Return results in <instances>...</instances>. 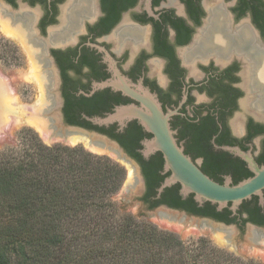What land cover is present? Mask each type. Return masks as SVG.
<instances>
[{
  "label": "flooded vegetation",
  "instance_id": "flooded-vegetation-1",
  "mask_svg": "<svg viewBox=\"0 0 264 264\" xmlns=\"http://www.w3.org/2000/svg\"><path fill=\"white\" fill-rule=\"evenodd\" d=\"M0 24V34L26 46L45 89L55 92L50 107L61 103L65 123L115 141L135 160L145 179L144 205L241 231L264 227L247 211L261 207L258 196L236 213L216 207L230 223L203 213L207 203L195 198L200 213L171 207L173 190L158 196L145 176V164L162 156L142 154L153 135L137 119L124 127L93 122L140 105L116 86L102 87L121 83L116 69L132 88L156 97L178 143L212 179L236 185L253 176L246 161L223 148L238 147L264 165V0H0ZM126 141H137L135 156ZM166 175L160 168L158 183ZM179 195L190 199L181 189Z\"/></svg>",
  "mask_w": 264,
  "mask_h": 264
},
{
  "label": "trees",
  "instance_id": "trees-1",
  "mask_svg": "<svg viewBox=\"0 0 264 264\" xmlns=\"http://www.w3.org/2000/svg\"><path fill=\"white\" fill-rule=\"evenodd\" d=\"M136 143H123L133 156ZM163 167L161 155L145 164L155 194L169 176L158 183ZM126 175L107 156L78 146L46 145L28 132L22 148L0 153V264H255L212 247L206 239L187 245L174 233L130 215L118 216L113 196ZM169 189L171 207L200 213L193 194L182 202L181 186ZM206 203L203 213L233 222ZM261 207L247 210L255 223H264Z\"/></svg>",
  "mask_w": 264,
  "mask_h": 264
},
{
  "label": "rangeland",
  "instance_id": "rangeland-1",
  "mask_svg": "<svg viewBox=\"0 0 264 264\" xmlns=\"http://www.w3.org/2000/svg\"><path fill=\"white\" fill-rule=\"evenodd\" d=\"M33 61L34 60L29 57L26 51V46L21 48L13 39L0 34V72L8 80L14 98L13 102H16L18 107H35L41 104L42 100L47 104V102L52 101L50 94L55 93L49 92L50 88L45 89L43 84L39 85L36 82V77L40 78L38 73L42 71L36 70ZM41 75L43 79H45V76L43 74ZM42 87L45 89L44 93L42 92ZM55 112L57 111L54 107H50V111L46 109L44 118L52 121ZM8 115V128L5 132H2V137L0 138L1 154L18 151L22 148L24 136L28 132H33L37 134L46 145L63 144L70 147L78 146L83 147L86 151L94 155L107 156L124 167L127 173L125 182L120 191L113 196V201L119 209L118 216L121 214L130 215L139 221L147 222L157 227L160 231L174 233L187 245L197 239L203 238L210 242L212 247L225 250L236 258H243L255 264H264V241L259 243V245L254 244L253 241L246 238L247 229L241 231L234 225H228V227L232 229L228 231L224 228L222 229L220 224L216 222H202L203 219L199 217L186 216L175 210L163 208L150 209L144 205L141 202V183L136 187L133 181H129V170L127 167L130 165L127 162L112 156L109 152L93 150L81 141H70L73 138L89 137V135L74 131L72 133H67L68 136L64 137L58 136L57 134L59 133L52 132L50 136L48 135L50 138H47L34 125L25 122L33 117L34 114L31 110H26L21 113L20 108H11ZM61 128L65 130L62 125ZM60 134L65 135V133ZM98 147L100 148L102 146ZM133 170L135 169L132 167V171Z\"/></svg>",
  "mask_w": 264,
  "mask_h": 264
},
{
  "label": "water",
  "instance_id": "water-1",
  "mask_svg": "<svg viewBox=\"0 0 264 264\" xmlns=\"http://www.w3.org/2000/svg\"><path fill=\"white\" fill-rule=\"evenodd\" d=\"M115 73L118 75L121 83L105 82L102 84V87L116 86L117 89H122L125 94L137 100L140 105L131 104L119 107L106 119H94L93 122L99 126L118 122L124 127L127 122L137 119L144 127L145 131L153 135L151 139L143 141L144 149L142 150V154L145 159H148L151 155L160 152L164 159V174L169 173V176L165 178L158 188V196L167 188L179 184L181 186V194L184 198L193 194L195 200L200 205H203L205 202H210L216 205L219 211L230 207L231 210L236 213L239 207L253 196L260 197V203L264 205V165H259L250 152L246 153L238 147H224L223 150L232 152L246 161L249 169L254 175L237 185H232L231 180L224 184L218 183L207 175L193 158L186 154L184 147L178 143L174 136V131L170 126V115L164 113L156 97L143 88H140L142 91V93H140L132 88L116 69ZM56 110L58 112L60 124L65 130L83 132L89 136L98 138L102 142L98 144L99 146L103 147L104 143H107L113 147V150L119 154L121 160L133 166L137 172L138 180L141 183V189L144 188L145 179L140 167L118 143L96 133H89L66 124L61 112V103L60 105L58 104ZM57 135L64 137L68 136L67 134L63 135L60 133ZM161 208L171 210L164 206ZM182 214L187 216L185 213ZM202 219V222H216L220 224L222 229L224 228L228 231L232 230L227 224L209 218ZM262 232L264 233V227L248 224L246 238L253 241L254 244L259 245V243L264 241V236L256 235L257 238H254V234Z\"/></svg>",
  "mask_w": 264,
  "mask_h": 264
},
{
  "label": "bare ground",
  "instance_id": "bare-ground-1",
  "mask_svg": "<svg viewBox=\"0 0 264 264\" xmlns=\"http://www.w3.org/2000/svg\"><path fill=\"white\" fill-rule=\"evenodd\" d=\"M218 27H219V25L217 26V28ZM4 30H5L4 24H0V31H4ZM36 82L39 85L40 84H43L41 82V79L39 77H36ZM43 86H44V84H43ZM42 88L44 89V87H42ZM43 89H42V92L44 93L45 89L44 90ZM13 100H14V98L12 96V91H11V89L9 87L8 80L0 72V138L2 137V132H5L6 129L8 128V125H7V121L9 119L8 112H9V110H11V108H16V109H19L20 108V112L21 113H23L26 110H31V112L34 115H33V117L31 119H28L25 122L34 125L47 138L51 135L52 132L53 133H65V135L67 134V132H69V133L72 132V131L63 130L61 128V125H60V121H59L57 112H55L56 114L54 113L53 120L52 121H49L48 119H45L44 118L45 110L47 109V110L50 111V105H51L50 102H47V104H46L42 100V103L43 104L41 103V104H39V105H37L35 107L25 108L24 106H19L18 107L17 106L18 104L16 102H13ZM49 123H50V126H49ZM70 141H72V142L81 141V142L85 143L89 148H91L93 150H99V151L109 152V154H111L112 156H115L116 158H120L119 154L115 150H113V147H111L107 143H104V146L103 147H100L101 148L100 149L98 147L99 146L98 144H101L102 142L99 139H97V138H95L93 136L73 138ZM93 144H95V145H93ZM129 165L130 166L127 167L128 170H129V181L130 182L133 181L134 182V186L137 187L139 185V183H140V181L138 180L137 172L135 170L132 171V167L133 166L131 164H129ZM256 235H262V236H264V233L262 232V233H259V234H254V238H257Z\"/></svg>",
  "mask_w": 264,
  "mask_h": 264
}]
</instances>
